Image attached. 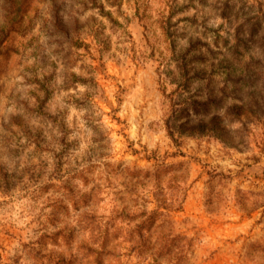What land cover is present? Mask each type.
I'll return each instance as SVG.
<instances>
[{"label": "rangeland", "instance_id": "rangeland-1", "mask_svg": "<svg viewBox=\"0 0 264 264\" xmlns=\"http://www.w3.org/2000/svg\"><path fill=\"white\" fill-rule=\"evenodd\" d=\"M0 264H264V0H0Z\"/></svg>", "mask_w": 264, "mask_h": 264}]
</instances>
